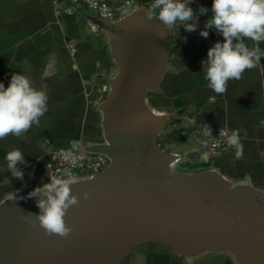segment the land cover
Instances as JSON below:
<instances>
[{
  "label": "crops",
  "instance_id": "1",
  "mask_svg": "<svg viewBox=\"0 0 264 264\" xmlns=\"http://www.w3.org/2000/svg\"><path fill=\"white\" fill-rule=\"evenodd\" d=\"M193 2L208 9L200 15L193 8L199 18L188 23H195L196 30L180 26L177 42L147 43L123 82L119 111L131 103L134 91L145 89L146 107L171 116L164 127L174 128L173 121L178 122L186 139L180 148L191 167L213 170L233 183L264 192V158L260 155L264 127L259 126L264 119V57L261 66L246 70L242 79L230 80L224 94L215 93L208 87L201 62L223 37L214 29L208 30L207 37L200 34L211 16L212 0ZM150 3L138 7L130 21L109 27V21L97 20L98 25H91L77 16L56 17L49 0H0V83L7 87L13 74H24L35 87L45 88L49 97L39 127L34 125L20 138L9 135L0 140V204L33 187L38 177L47 176V152L70 144L90 147L106 143L104 105L112 80L144 38L176 36L175 28L166 30L159 21L146 19ZM70 40L79 45L75 59L69 53ZM204 124L211 130L245 129L246 138L240 133L243 158L236 159L231 148L211 162L201 161L199 131ZM16 148L27 161L20 165L22 180L6 170L5 156ZM145 246L127 264H214L200 258L176 260Z\"/></svg>",
  "mask_w": 264,
  "mask_h": 264
},
{
  "label": "water",
  "instance_id": "2",
  "mask_svg": "<svg viewBox=\"0 0 264 264\" xmlns=\"http://www.w3.org/2000/svg\"><path fill=\"white\" fill-rule=\"evenodd\" d=\"M189 6L199 9L194 2ZM135 13L108 25L128 22ZM89 19L95 25L103 21ZM175 31L173 39L144 38L112 80L104 105L106 143L83 147L107 155L111 165L71 185L80 203L67 210L65 220L73 229L69 236H46L42 228H32L21 218L40 213L38 198L28 194L50 183L42 175L33 187L0 204V264H119L149 242L173 247L185 256L230 249L242 264H264V192L233 183L213 170L176 172L172 164L180 156L159 142L171 116L146 107L145 89L134 91L131 103L119 111L131 63L151 41L177 42L179 27Z\"/></svg>",
  "mask_w": 264,
  "mask_h": 264
},
{
  "label": "clouds",
  "instance_id": "3",
  "mask_svg": "<svg viewBox=\"0 0 264 264\" xmlns=\"http://www.w3.org/2000/svg\"><path fill=\"white\" fill-rule=\"evenodd\" d=\"M191 2L193 0H151L145 17L159 21L166 30L183 26L187 31H195L196 24L188 22L199 17L189 6ZM207 12V8H199L200 15ZM209 29L222 35L223 42L218 41L208 49L207 58L201 62L202 71L208 87L217 94H224L230 80H240L246 70L261 66L260 60L264 57V48L261 47L264 44V0H212L211 16L200 34L207 37ZM48 99L46 89L35 87L24 74H13L7 87L0 83V140L9 135L20 138L34 125L39 127L41 117L48 110ZM259 126L264 127V119L260 120ZM201 127L203 135L210 137V126L204 124ZM241 132L246 138L247 132L243 128L219 131V135L225 137V143L234 149L236 159L243 158ZM202 143L206 145V141ZM260 155L264 158V151ZM199 158L201 161L209 159L206 152ZM5 161L6 170L12 177L22 180L20 165L27 164L24 153L18 148L12 149L7 152ZM74 183L70 171L61 176H50V183L28 194L38 198L40 213H28L21 218L32 228H42L46 236L67 238L73 230L65 220L67 210L80 203L78 196L72 193L71 185ZM83 198L88 199L89 193H83Z\"/></svg>",
  "mask_w": 264,
  "mask_h": 264
},
{
  "label": "built area",
  "instance_id": "4",
  "mask_svg": "<svg viewBox=\"0 0 264 264\" xmlns=\"http://www.w3.org/2000/svg\"><path fill=\"white\" fill-rule=\"evenodd\" d=\"M56 17L77 16L91 25L89 17H95L103 21L116 22L131 15L141 4L150 0H49ZM93 27V26H92ZM69 53L76 58L79 52L77 41L68 42ZM220 129L235 130L222 127L211 130V136L205 137L200 130V137L206 141L202 143L200 155L208 154L207 161H213L219 154L231 149L225 143V137L219 135ZM45 171L47 176H61L70 171L74 181L92 178L106 171L111 165V159L98 152H93L82 146L70 144L46 153Z\"/></svg>",
  "mask_w": 264,
  "mask_h": 264
},
{
  "label": "rangeland",
  "instance_id": "5",
  "mask_svg": "<svg viewBox=\"0 0 264 264\" xmlns=\"http://www.w3.org/2000/svg\"><path fill=\"white\" fill-rule=\"evenodd\" d=\"M174 128L164 127L162 129L159 142L163 148L167 151L177 153L180 155L181 161L177 163L176 168L174 169L176 172H184V173H196L200 172L197 171L195 168L191 167L188 163V159L185 160L184 155L185 151L181 150L182 142H185V134L182 132V129L178 126V122L173 121ZM145 247H149L155 249L157 254L162 256L172 257L173 259H185L188 260H197L203 259L202 262H211L214 264H242L235 253L230 249H220V250H212V249H205L202 252L194 255L185 256L182 253L178 252L175 248L170 246H165L158 242H149L144 244ZM142 246V245H141ZM140 247V246H139ZM137 247L134 249L133 253L124 261L120 262L119 264H127L137 256L139 249ZM184 261V260H181ZM201 262V261H200Z\"/></svg>",
  "mask_w": 264,
  "mask_h": 264
},
{
  "label": "bare ground",
  "instance_id": "6",
  "mask_svg": "<svg viewBox=\"0 0 264 264\" xmlns=\"http://www.w3.org/2000/svg\"><path fill=\"white\" fill-rule=\"evenodd\" d=\"M159 114V113H158ZM177 154V153H175ZM178 156H180L179 154H177ZM181 161V159H178L177 161H175L173 164H172V168L175 169L176 168V165L177 163H179Z\"/></svg>",
  "mask_w": 264,
  "mask_h": 264
}]
</instances>
